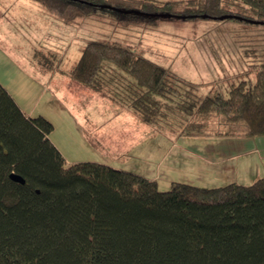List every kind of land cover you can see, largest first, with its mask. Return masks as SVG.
Listing matches in <instances>:
<instances>
[{"label":"trees","instance_id":"trees-1","mask_svg":"<svg viewBox=\"0 0 264 264\" xmlns=\"http://www.w3.org/2000/svg\"><path fill=\"white\" fill-rule=\"evenodd\" d=\"M33 1L70 21L108 6L150 25L162 16L264 24V0ZM254 71L227 92L199 95L197 84L132 45L97 39L66 73L147 123L178 114V133L200 134L216 114L231 126L216 136L255 137L264 135V62ZM54 129L0 81V264H264V177L213 187L174 181L162 190L127 168L68 162Z\"/></svg>","mask_w":264,"mask_h":264},{"label":"rangeland","instance_id":"rangeland-1","mask_svg":"<svg viewBox=\"0 0 264 264\" xmlns=\"http://www.w3.org/2000/svg\"><path fill=\"white\" fill-rule=\"evenodd\" d=\"M131 14L107 6L70 21L33 0H0V81L27 113L55 124L51 139L68 162L127 168L157 179L162 190L174 181L213 187L264 177V135L216 136L231 128L216 114L203 133H178L180 115L147 123L66 73L89 40L110 39L170 67L199 95L227 92L254 79V65L264 62V24L162 16L150 25Z\"/></svg>","mask_w":264,"mask_h":264},{"label":"water","instance_id":"water-1","mask_svg":"<svg viewBox=\"0 0 264 264\" xmlns=\"http://www.w3.org/2000/svg\"><path fill=\"white\" fill-rule=\"evenodd\" d=\"M11 177L13 178V180L20 181V182H22L24 184L26 183V180L22 176H20L19 174H17V173H13L11 175Z\"/></svg>","mask_w":264,"mask_h":264},{"label":"crops","instance_id":"crops-1","mask_svg":"<svg viewBox=\"0 0 264 264\" xmlns=\"http://www.w3.org/2000/svg\"><path fill=\"white\" fill-rule=\"evenodd\" d=\"M221 125V124H220ZM227 126V125H226ZM239 136H245L246 138L247 137H251V136H248V135H246L245 133L244 134H242V135H236V136H233V137H236V138H238ZM214 164V163H213Z\"/></svg>","mask_w":264,"mask_h":264}]
</instances>
